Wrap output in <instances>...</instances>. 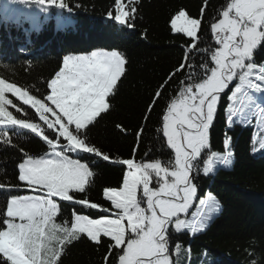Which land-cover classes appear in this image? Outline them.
Returning a JSON list of instances; mask_svg holds the SVG:
<instances>
[{
  "label": "snow or ice",
  "instance_id": "snow-or-ice-1",
  "mask_svg": "<svg viewBox=\"0 0 264 264\" xmlns=\"http://www.w3.org/2000/svg\"><path fill=\"white\" fill-rule=\"evenodd\" d=\"M35 2L71 8L63 0ZM114 3L115 15L109 11L108 18L134 28L139 0ZM205 7L199 18L182 8L170 20L173 33L191 40L183 62L164 82L187 69L169 94L157 129L174 153L171 159L150 158L149 149L140 161L110 160L89 140L90 126L109 111V98L125 76L128 61L120 51L65 55L62 66L47 81V94H33L26 86L0 78V142L15 147L13 137L28 132L46 145L39 155L20 149V184L0 182V189L8 193H32L10 195L0 212V264H62L67 247L82 236L97 245L108 238L105 264H110L108 257L114 264H175L170 253L173 232L200 233L219 213L221 205L211 192L198 199L194 173L201 162L204 176L234 163L231 136L225 135L223 152L212 150L210 141L224 96L227 127L231 128L237 115H251L258 126L252 137L253 153L264 151V104L254 95L264 94V62L254 59L264 46V0H226L208 21L211 42L198 35ZM233 81L237 83L230 88ZM163 90L161 86L156 99ZM82 154L126 166L122 184L104 190L111 208L86 197L74 199V193L86 191L94 175ZM57 200L95 209L100 215L93 218L73 211L70 223L67 218L58 221L61 206ZM180 247L176 243L174 252L179 253Z\"/></svg>",
  "mask_w": 264,
  "mask_h": 264
},
{
  "label": "trees",
  "instance_id": "trees-1",
  "mask_svg": "<svg viewBox=\"0 0 264 264\" xmlns=\"http://www.w3.org/2000/svg\"><path fill=\"white\" fill-rule=\"evenodd\" d=\"M63 2L71 8L43 6V11L51 12L46 18L43 12L37 19L25 12V6L35 5L33 0H20L14 7H5L0 12V78L26 86L33 94H47V81L58 71L65 55L92 49L120 51L128 61L125 76L118 83L115 95L109 98V111L90 126L89 140L108 154L110 160L140 161L145 159L149 149L150 158L162 161L173 158L174 153L167 148L166 139L157 129L161 127V112L168 96L187 69L183 74L177 73L166 85L164 82L183 62L185 48L191 40L173 33L170 20L182 8L199 18L201 8L205 7L204 0H139L134 28L108 18L109 11L115 15L114 0ZM225 3L226 0H208L198 33L208 42H211L208 21ZM254 59L258 64L264 62V46L258 48ZM161 86L164 90L156 99ZM9 98L20 103L10 95ZM260 102L264 104V94ZM227 103L226 96L222 97V107L218 106L214 126L210 129V141L212 150L223 152L225 135L231 136L234 163L230 168L218 167L213 175L204 176L201 162L199 171L194 173L198 199L211 192L221 210L200 233L190 236L187 232H173L170 253L175 264H253V261L264 264V151L253 153L252 137L258 126L252 116L248 119L236 116L231 128L227 127L224 111ZM13 144L16 146L0 142V182L20 184L18 164L23 159L20 149L39 155L46 150V145L28 132L14 136ZM255 147H259L258 143ZM82 158L89 162L94 175L86 191L74 193V199L86 197L91 203L111 208L103 198L104 190L122 184L126 166L90 154H82ZM28 193H8L0 189V212L10 195ZM58 203L61 206L58 221L67 218L70 223L73 211L93 218L100 215L95 209L72 202L58 200ZM176 243L181 245L179 253L174 252ZM107 245L108 238L97 245L82 236L67 247L61 257L62 264H105ZM108 260L114 264L112 257Z\"/></svg>",
  "mask_w": 264,
  "mask_h": 264
},
{
  "label": "rangeland",
  "instance_id": "rangeland-1",
  "mask_svg": "<svg viewBox=\"0 0 264 264\" xmlns=\"http://www.w3.org/2000/svg\"><path fill=\"white\" fill-rule=\"evenodd\" d=\"M18 2H20V0H0V12H2L5 7H9V8L10 7H14V5L16 3H18ZM43 6H45V5H41L39 3H38V6H36V5H34V6H25V12L32 14L33 18H35V19L39 18L40 12H43L44 17L46 18L49 14H51V12L49 11V9H46V10L43 11ZM35 7L39 8V12H37L35 10ZM34 15H36V16H34ZM93 50H104V49H92V50H89V51L84 52V53L69 54V55L89 54ZM236 83H237V81H235L234 84L230 88L235 87ZM228 94H230V91H229ZM254 95L256 96V99L258 100V102L261 103L260 101H261L262 94H254ZM10 110H12L14 112V114L19 115L18 113H15L14 109L10 108ZM237 117L238 118L248 119V118H251V115H249L247 117L242 116V115H237ZM202 169H203V167H202ZM202 169H201V172H202ZM225 169H227V168H225ZM214 172L209 174L208 176L213 175ZM202 175H203V172H202ZM104 199H106V198L104 197ZM57 202H58V200H57ZM197 202H198V200H197Z\"/></svg>",
  "mask_w": 264,
  "mask_h": 264
}]
</instances>
